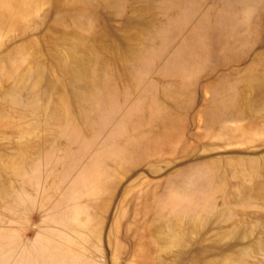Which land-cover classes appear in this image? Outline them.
<instances>
[{
    "label": "rangeland",
    "instance_id": "obj_1",
    "mask_svg": "<svg viewBox=\"0 0 264 264\" xmlns=\"http://www.w3.org/2000/svg\"><path fill=\"white\" fill-rule=\"evenodd\" d=\"M0 264H264V0H0Z\"/></svg>",
    "mask_w": 264,
    "mask_h": 264
},
{
    "label": "bare ground",
    "instance_id": "obj_2",
    "mask_svg": "<svg viewBox=\"0 0 264 264\" xmlns=\"http://www.w3.org/2000/svg\"><path fill=\"white\" fill-rule=\"evenodd\" d=\"M201 40H202V39H201ZM21 207H22V206H21ZM21 209H22V208H21ZM47 249H48V247L46 246V247H45V250H47ZM89 250H90V249H89ZM91 252H92V251H91Z\"/></svg>",
    "mask_w": 264,
    "mask_h": 264
}]
</instances>
